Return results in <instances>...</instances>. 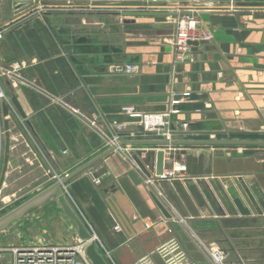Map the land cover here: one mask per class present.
I'll use <instances>...</instances> for the list:
<instances>
[{"label": "crops", "instance_id": "0c3cea01", "mask_svg": "<svg viewBox=\"0 0 264 264\" xmlns=\"http://www.w3.org/2000/svg\"><path fill=\"white\" fill-rule=\"evenodd\" d=\"M161 1L172 3L173 10L199 8L190 61H175L176 14L171 9L124 16L141 11L137 0H24L18 8L15 0H0L1 30L24 23L35 27L40 19L46 25V17L57 12L70 29L73 14L62 13V7L95 8L93 21L74 16L82 30H68L76 34L61 39L57 49L30 55L26 76L47 95L4 85L25 112L26 131L54 175L63 176L113 147L104 143L113 131L111 120L123 122L132 134L120 142L158 140L142 134L140 115L174 107L175 92L190 94L175 106L174 140H203V135L228 129L253 132L264 125V0ZM70 39L74 50L67 47ZM116 62H131L135 71L114 73ZM125 106L135 112H123ZM183 122L188 131H182ZM229 146L165 147L164 170L183 165L182 177L167 178L155 175L158 145L121 144L67 180L63 189L109 264H132L149 253L154 264H164L155 250L170 237L185 251L182 264H212L210 249L221 254L223 264H264V155ZM96 176H102L98 185ZM19 180L28 189L44 184L42 190L56 179L48 177L11 125L0 203H5L6 189L13 191L8 197L19 189ZM24 216L26 245H67L78 239L76 226L54 196Z\"/></svg>", "mask_w": 264, "mask_h": 264}, {"label": "built area", "instance_id": "2783aa9c", "mask_svg": "<svg viewBox=\"0 0 264 264\" xmlns=\"http://www.w3.org/2000/svg\"><path fill=\"white\" fill-rule=\"evenodd\" d=\"M24 0H15L16 8L20 7ZM44 6L38 8L42 11ZM136 7L141 11H163L173 10L172 4L163 3L161 0H137ZM201 7V6H199ZM176 8V7H175ZM175 11V31L173 36V51L175 61L185 63L191 60L189 55V42L194 40L193 30L195 28V14L199 8L190 7V9L176 8ZM24 66L23 62L11 61L3 63L0 61V158L3 151L4 130L2 105L6 104L11 111L14 110L10 102V98L5 92L4 85L24 84L36 88L38 91L48 94L39 87L34 80L26 79L21 75L20 70ZM114 73L131 74L135 71V65L131 62H116L111 66ZM190 92L185 91L181 94L173 93L171 107L163 112H144L140 115V125L143 129V135H153L161 139L172 140L174 131L169 127V117L172 114H177L179 109L175 107L180 103L182 97L189 96ZM55 102H62L59 97H52ZM122 111L126 113H134L133 106L122 107ZM91 125L96 127L95 122L90 121ZM111 125L114 131L106 136L105 140L109 146L117 145L122 136H132L131 133H126V126L116 120H112ZM181 127H187V123H181ZM127 134V135H126ZM178 170L183 169L182 164H177ZM177 170V171H178ZM175 170L165 171L161 177L176 178L182 177ZM61 176L53 175V178L58 180ZM102 176L93 177L95 184H100ZM94 239V237H93ZM95 241V239H94ZM88 240L77 239L72 244L67 245H0V264H92L85 254V249L88 245ZM212 264H222V256L219 252L210 249ZM155 253L161 258L164 264H182L185 258V251L181 247L179 241L175 237L162 242L155 250ZM145 255L132 264H154L151 255Z\"/></svg>", "mask_w": 264, "mask_h": 264}, {"label": "rangeland", "instance_id": "374dc122", "mask_svg": "<svg viewBox=\"0 0 264 264\" xmlns=\"http://www.w3.org/2000/svg\"><path fill=\"white\" fill-rule=\"evenodd\" d=\"M167 3V2H163ZM172 4V3H171ZM62 13H72L73 17L68 18L70 21V24L73 26V28L68 29L66 25H64V18H62V14L57 12L56 14L49 15L47 18V24L43 25L41 23V19L38 20L40 24L33 26V24H27L24 23L21 26L14 27L13 29H0V60L1 62L6 61L5 58H15L13 61H19L23 62L24 66L21 68L20 73L22 76H24L26 79H30L29 77L26 76L25 70L31 63L33 62L30 58V55L35 52V54H40L42 55V52L45 48V50H53L57 49L58 45L60 44L61 39L64 40L66 36L69 34L71 35L70 37L74 36L76 33H69V31H74L75 28H78L77 31L82 30L80 27L77 25L76 20L74 16H77L79 20L86 19L88 22L93 21L92 17L94 16V11L95 8H88V7H77V6H72V5H67L65 8H61ZM149 12V11H145ZM43 15L41 12L40 15ZM27 15V14H26ZM118 15V14H117ZM42 17V16H40ZM45 18V19H46ZM37 21V19H35ZM94 23V22H93ZM67 30V31H66ZM69 30V31H68ZM85 30V29H83ZM65 41V40H64ZM69 50L74 48V39L68 40ZM74 50V49H73ZM4 58V59H1ZM7 63V62H3ZM120 74V73H118ZM132 74V73H131ZM35 81V80H34ZM35 83L41 87L40 84L35 81ZM18 86L25 87V88H33L31 86H26L24 84H20L19 82L17 83ZM37 90V89H36ZM38 91V90H37ZM60 98V97H59ZM163 112V111H162ZM175 114H172L169 117V127L175 132V129L172 128L171 123H172V116ZM86 120V119H85ZM116 120V119H115ZM88 124L92 127L90 121H93V119L88 118L86 120ZM118 121V120H116ZM23 126L26 134L28 135V132L26 131V123L23 121ZM112 122V120H111ZM110 122V124H111ZM120 123H123L121 121H118ZM181 127V123H180ZM112 130L114 131L112 125H111ZM182 128V127H181ZM188 131L189 127L182 128V131ZM112 131V132H113ZM143 131L141 127V132ZM110 132L109 135L112 133ZM185 133V132H183ZM175 134V133H174ZM203 134V133H202ZM153 136V135H150ZM204 138L203 140H221V139H226V140H264V125L260 126L258 129H256L253 132H236L234 130L228 129L221 135H203ZM29 137V135H28ZM156 138H159L157 136H153ZM30 138V137H29ZM104 136V143L106 146L108 144L106 143ZM161 139V138H159ZM174 139V135L172 137ZM31 140V139H30ZM32 141V140H31ZM33 143V142H32ZM38 153L41 155V149L40 147L37 148L35 145ZM230 147V146H229ZM230 148L235 149V150H243V152L246 153H257L260 155H264V145H252V146H231ZM246 149V150H245ZM42 156V155H41ZM1 158H0V169H1ZM47 165V163H46ZM50 166V165H49ZM48 167V165H47ZM49 172H51V166L50 169L48 167ZM179 170L177 173L180 174ZM53 172V171H52ZM51 172V173H52ZM54 175V173H52ZM182 175V174H181ZM55 179V178H53ZM17 185L19 186L18 190L14 191V194L12 197H8L13 191L12 189H6L4 191V194L6 198H4L5 203L2 204L0 203V216L3 214L7 213L8 211L12 210L16 206H18L20 203L24 202L28 198H30L32 195L36 194L39 190H41L42 186L44 185H37L35 187L31 188H25L21 187L24 185V180H19L17 182ZM29 232L27 231V226H26V216L21 217L20 219L12 222L5 230L0 231V245H26V242H29ZM223 264V263H222Z\"/></svg>", "mask_w": 264, "mask_h": 264}, {"label": "water", "instance_id": "95a60500", "mask_svg": "<svg viewBox=\"0 0 264 264\" xmlns=\"http://www.w3.org/2000/svg\"><path fill=\"white\" fill-rule=\"evenodd\" d=\"M124 16H141V15H160L165 14L161 12H124ZM10 102L14 107V110L11 111L10 108L6 105H2V116H3V130H4V143L2 151V164L0 169V190L2 189L6 173L8 170L9 163V151H10V127L13 125L15 129L20 133L21 137L24 139L30 150L35 154L37 160L41 164L44 171L47 172L50 179L53 178V174L49 172L48 167L43 159V157L38 153L35 145L32 143L28 135L26 134L23 126L22 120L26 119V114L21 108L16 96L14 94L10 97ZM29 125L28 121H25ZM121 144H134V145H158L159 148L156 151V162H155V175L161 177L164 173L165 167V147H174L177 145H240V146H252V145H264V140H167V139H158V140H128L121 141L113 147H109L98 155L94 156L87 162L75 168L73 171L66 173L61 176L58 180H55L44 189L31 196L24 202L20 203L18 206L8 211L7 213L0 216V231L5 230L12 222L20 219L25 215L30 209L43 204L49 197H56L57 203L59 204L64 216L70 220L77 229V235L79 239L88 240L89 243L85 249V254L92 264H109L102 254L96 249V242L93 239L92 234L86 227L83 220L73 209L69 203L65 192L64 184L74 175L84 171L86 168L91 166L93 163L100 160L106 154L113 151L118 145Z\"/></svg>", "mask_w": 264, "mask_h": 264}]
</instances>
